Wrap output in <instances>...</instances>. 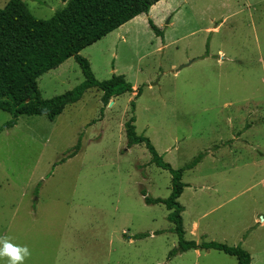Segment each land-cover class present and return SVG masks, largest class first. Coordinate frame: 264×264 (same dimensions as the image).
<instances>
[{
  "label": "rangeland",
  "instance_id": "obj_1",
  "mask_svg": "<svg viewBox=\"0 0 264 264\" xmlns=\"http://www.w3.org/2000/svg\"><path fill=\"white\" fill-rule=\"evenodd\" d=\"M24 1L43 19L65 6ZM80 54L98 79L124 74L142 93L105 106L91 88L54 120L20 115L13 126L0 109V237L28 246L24 264H237L217 249L169 258L178 246L169 210L141 191L167 198L172 175L145 143L128 147L135 115L172 167L202 156L183 175L186 238L242 245L264 264V0H159ZM83 80L70 57L38 86L51 98Z\"/></svg>",
  "mask_w": 264,
  "mask_h": 264
},
{
  "label": "trees",
  "instance_id": "obj_2",
  "mask_svg": "<svg viewBox=\"0 0 264 264\" xmlns=\"http://www.w3.org/2000/svg\"><path fill=\"white\" fill-rule=\"evenodd\" d=\"M62 1L65 6L47 19L35 16L24 0H9L0 8V109L13 116L8 126L15 125L20 115H46L54 120L68 105L82 99L91 88L101 90L105 106L114 97L127 92H135L136 98L142 93V87L135 89L124 74L98 79L90 60L80 52L135 17L148 13L159 0ZM149 23L158 35L162 34L153 20L150 19ZM70 57H74L80 64L84 80L62 94L44 98L38 86V78ZM131 105L134 111L135 99ZM103 114L104 108L101 116ZM135 122L136 116L133 115L125 123L128 147L145 143L151 153V162L169 170L172 175V190L167 198L152 197L145 188L141 191L146 203H162L169 210L168 219L174 224L173 231L178 236V246L170 251L169 258L190 249H217L235 256L237 264H252L251 253L242 245L231 246L206 240L197 242L186 238L182 215L185 207L179 201L186 187L183 175L186 169L196 166L202 156L183 167H172L164 161L150 138L137 132ZM81 146L80 138L67 157L74 156ZM147 235L139 234L140 237Z\"/></svg>",
  "mask_w": 264,
  "mask_h": 264
},
{
  "label": "clouds",
  "instance_id": "obj_3",
  "mask_svg": "<svg viewBox=\"0 0 264 264\" xmlns=\"http://www.w3.org/2000/svg\"><path fill=\"white\" fill-rule=\"evenodd\" d=\"M31 256L27 245H20L9 237H0V259H6L7 264H24L26 258Z\"/></svg>",
  "mask_w": 264,
  "mask_h": 264
},
{
  "label": "water",
  "instance_id": "obj_4",
  "mask_svg": "<svg viewBox=\"0 0 264 264\" xmlns=\"http://www.w3.org/2000/svg\"><path fill=\"white\" fill-rule=\"evenodd\" d=\"M262 219H264V216L262 217Z\"/></svg>",
  "mask_w": 264,
  "mask_h": 264
}]
</instances>
